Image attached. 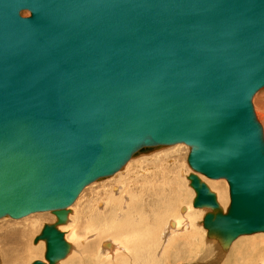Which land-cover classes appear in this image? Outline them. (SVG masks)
I'll return each mask as SVG.
<instances>
[{"label": "water", "instance_id": "95a60500", "mask_svg": "<svg viewBox=\"0 0 264 264\" xmlns=\"http://www.w3.org/2000/svg\"><path fill=\"white\" fill-rule=\"evenodd\" d=\"M263 88L264 0H0V220L55 214L32 264H58L88 185L185 144L207 236L264 232Z\"/></svg>", "mask_w": 264, "mask_h": 264}, {"label": "rangeland", "instance_id": "374dc122", "mask_svg": "<svg viewBox=\"0 0 264 264\" xmlns=\"http://www.w3.org/2000/svg\"><path fill=\"white\" fill-rule=\"evenodd\" d=\"M22 15L24 17H27V16H30V13L22 12ZM253 105H254L256 115L258 114V112H260L263 116V121L261 122V120L259 119L257 115L259 121L262 123L263 128H264V89L261 90L254 97ZM189 153H190V147L183 145V144H179V145H175L171 147H161L159 149L156 148L149 153L141 154L139 156L133 157L132 160L114 177L105 178L103 180L97 181L91 184L90 186H88L83 191V193L80 195V201L77 204L75 202L74 204L75 208L73 209L72 207L69 208L70 214L76 213L75 223L70 220L71 218L69 214L68 222L65 225L60 226L59 229L62 232H64L65 238H66L67 232H71L72 234V231L73 230L78 231L76 227H81V225L83 228L84 224H82V222L83 220L85 222V219L82 218L83 215L87 212L88 209H90L91 205L95 203L97 198L101 196H102L101 202L103 203L97 209L99 213H102L103 215L105 214L104 216L107 218L106 220L108 222H106L104 225L101 223L92 222L97 228L92 227L91 232L89 231V229L85 230L84 231L85 234H82L79 237V240H82V241L80 242L79 245H77V250L73 253L71 252L73 250H71L70 252L72 254L70 253L71 255L69 254L66 259L62 260L61 264H130V263L131 264H143L145 261H146L145 263H147L148 261L147 264H150V263L151 264H257L258 262H261V260L263 259L262 257L264 255V249L262 250L263 253L261 254L260 258L256 260H252V261H249V259L247 260L246 257H243V255H241L242 250L238 249L244 244L243 241H245L248 238H254L259 235L240 237L238 240H236L233 243L231 248L226 252L222 249V247L217 241L214 242L215 240L208 238L207 230L203 227L202 222H203L204 216L207 214V212H209V210L195 209L193 206V201L196 196V193L190 186V181L188 180V176L195 172L190 168L187 162ZM167 168L169 169V172L166 171ZM148 172L151 174L152 172H157L158 175L164 176L165 178L167 177V180H168V181L166 180L167 184H169L170 180H173L176 183L177 187L175 188V190L173 189L174 190L173 193H175L178 198L176 206L175 207L173 206V210H169L170 204L167 203L169 201L168 197L170 194V191H168L167 189L169 187L167 188L162 187V188H165V190L163 191L168 199L167 201L165 200L166 203L163 204L164 206L162 205V207H160V210L162 209L163 211V212L159 211L161 216L158 213H157L158 215L155 214V211H154V214H152L151 219H153L154 223H157L158 227H155L154 238L150 239L152 244H150L151 242H148V244L150 245V248L149 246H147V249L145 250L137 249L136 252L135 251L132 252L129 249L130 253L128 256L126 253L121 252L120 255H117L115 256L114 259H112L111 254L110 256L109 254L107 255V252H104V253L102 252L104 250L109 251V249L105 248L106 242L114 241L113 239H119L122 242L124 241L126 242L130 237L122 238L123 236L116 237L114 236V234H112V233L118 234L117 232L120 231V228H117V227L119 225L121 226L122 224L127 225L126 223H129V221L126 222V218L124 219V216H122L124 215L123 212L125 211V208L121 207L119 209L116 206H112L115 203V201L119 200L120 198L118 197L119 195L117 194L118 196H116V199L114 198L115 196L112 195L113 196L112 200L110 199L109 196L112 193H114V190L116 188L117 189L119 188V191L122 194L124 191L123 188L125 189V187H128L130 182L133 183V185H130V186H133L136 189L143 188L141 183L137 180V178L140 181L145 182L146 181L145 178L148 176L146 179L149 180L151 178L149 176L151 175ZM163 172L165 175H163ZM196 174L203 177L205 180V183L208 186L212 183L211 181H215V180H210L201 174H198V173ZM216 181L221 182L225 186V191H226L225 199L227 201L225 200L226 206L224 207L222 206L221 209L227 212V209L230 203L228 182L224 179L216 180ZM147 186H149V183H147ZM169 190L172 191V189H169ZM212 192H214L217 195L215 191H212ZM107 200L108 201L110 200V201L108 202ZM166 204H169V205H166ZM106 205L107 207H105ZM166 206L168 207L167 213L165 212L166 209H164ZM189 207H191V210L189 209L186 210V208H189ZM183 210L185 212H183ZM162 214L164 217L162 216ZM188 214H191L190 216H192L193 220L195 219L193 224H189L188 219L186 220L184 218V216L188 217ZM78 216L80 217V219ZM148 217H151V215H148ZM158 217L159 218L163 217V220H160L157 222L158 219L156 218ZM80 220L81 222H79ZM176 220L179 221V225L177 224L178 229L174 231V229H170L169 223L170 221H176ZM56 222H57V217L52 212L35 213L21 220H14L10 217L1 219L0 220V252L2 250V260L4 257L3 254H6L9 264H12V261L14 259L19 258L23 254V252L20 251L19 249L22 247V243L25 246V244L27 243V238L25 240L20 239L19 242H15L16 235H13L12 240L8 238L10 235L18 231L24 232L21 235H19L20 237L23 234L25 235L27 234V237L32 235L31 240L29 241L30 243L28 242L29 248L34 247L32 250H35L41 247L38 245H42V257L41 258L42 259L45 258L46 243L41 241L38 244H34V239L41 233L43 227L46 224H54ZM106 225L108 227H106ZM185 225L187 228L184 227ZM93 228H94V231H93ZM106 228L108 230H106ZM96 230L98 231V233L95 236H91L89 238L88 236L90 235V233L91 234L96 233L97 232ZM105 230H106V233H105ZM129 230L130 228H128V231ZM171 230H173V232ZM123 235L125 237L126 233ZM127 235L130 236L132 234H127ZM161 235L163 236V238H161ZM132 237H133V243L135 242V244H137L136 248H139V245H138V239H140L139 233L133 235ZM168 238L171 241L170 243H168L169 246L168 245L165 246L166 245L165 240L167 241ZM172 241L176 242L174 246L172 245ZM67 242L69 243L70 241L67 240ZM69 244L71 246L75 245V243L73 242ZM86 244L88 247L86 246ZM43 246L45 247V249L43 248ZM83 248H86V249H83ZM71 249L73 248L71 247ZM7 251H9V253H7ZM178 253L180 256H178ZM237 253H239L241 256H237L236 255ZM135 258H138L136 262L134 261ZM28 260L25 261V264H32L36 260H41V259H36V257H33V258L30 257ZM0 264H3V263H0Z\"/></svg>", "mask_w": 264, "mask_h": 264}, {"label": "bare ground", "instance_id": "6f19581e", "mask_svg": "<svg viewBox=\"0 0 264 264\" xmlns=\"http://www.w3.org/2000/svg\"><path fill=\"white\" fill-rule=\"evenodd\" d=\"M264 89V88H263ZM262 89V90H263ZM259 93V92H258ZM257 93V94H258ZM256 94V95H257ZM255 95V96H256ZM254 96V97H255ZM254 99V98H253ZM258 117H259V119L261 120V122L263 121V116H262V114L260 113V112H258ZM183 145H185V144H183ZM187 146V145H186ZM168 147H171V146H168ZM189 147V146H188ZM132 160V159H131ZM130 160V161H131ZM128 164V163H127ZM126 164V165H127ZM125 165V166H126ZM124 166V167H125ZM123 167V168H124ZM122 168V169H123ZM173 168V167H172ZM121 169V170H122ZM120 170V171H121ZM164 170V169H163ZM119 171V172H120ZM166 171H168L169 172V169L167 168V170ZM149 173V172H148ZM117 174V173H116ZM115 174V175H116ZM151 176H149V177H151L149 180L148 179H146L145 178V182H142V181H140L138 178H137V180L141 183V185H142V187L143 188H141V189H136L135 187H133V186H130V185H133V183L132 182H130L129 183V186L128 187H125V189L123 188V193L121 194L120 193V191H119V188L117 189H113L114 190V193H112L109 197H110V199L112 200V197L113 196H115L114 198L116 199V196H118V197H120L119 198V200L118 201H115V203L113 204L112 202V206H116V207H118L119 209L122 207V208H125V211L123 212V214L124 215H122V216H124V219L126 218V222H128L129 221V223H130V225H129V223H126L127 225H119L117 228H120V231L119 232H117L118 234H115V233H112V234H114V236H116V237H122V238H128V237H130L126 242L124 241V242H122L121 240H119V239H113L114 241H109V239H108V241L109 242H106V244H105V248H107V249H109V251H107V250H104V251H102L103 253L104 252H107V255L109 254H111L110 256H111V258L112 259H114L115 258V256H117V255H120V253L122 252H124V253H126L127 254V256L129 255V251L131 250L132 252L133 251H135L136 252V250L137 249H143V250H145V249H147V246H149V248H150V245L148 244V242H151V240L150 239H152V238H154V236H155V227H158L157 226V223H154L153 222V219H151L152 218V214H154V211H155V214H160V212L159 211H162V209L160 210V207H162V205L163 204H165L166 203V201H167V199L169 198V201L167 202V203H169V204H166V205H169V210H173V206L175 207L176 206V203H177V200H178V198H177V195L175 194V193H173V191L175 190V188L177 187V185H176V183L173 181V180H170V182H169V184H167L166 183V180H167V177L165 178L164 176H161V175H158V173L157 172H152V174L151 173H149ZM115 175H113V176H111V177H107V178H112V177H114ZM163 175H165L164 174V172H163ZM202 175V174H201ZM167 176V175H166ZM199 177H200V179L203 181V182H205V180H204V178L203 177H201L200 175H198ZM204 176V175H203ZM206 177V176H205ZM209 179V178H208ZM210 180H212V179H210ZM220 180H223V179H220ZM168 181V180H167ZM212 183L209 185V187H211L210 189L212 190V191H215L216 193H217V195H218V197H217V199H218V202H219V205H220V207L222 208V206L224 207V206H226V202H225V198H226V195H225V193H226V191H225V186L221 183V182H217L216 180L215 181H211ZM147 183H149V186H147ZM88 186H90V185H88ZM87 186V187H88ZM86 187V188H87ZM115 187V186H114ZM162 187H169V188H167L168 189V191H170V194H169V197L167 198V196L164 194V191L163 190H165V188H162ZM85 188V189H86ZM84 189V190H85ZM169 189H172V191L171 190H169ZM174 189V190H173ZM83 190V191H84ZM112 190V191H113ZM83 191L81 192V194L83 193ZM122 192V191H121ZM80 194V195H81ZM110 194V193H109ZM118 194V195H117ZM120 194H121V196H120ZM168 194V193H167ZM107 195H108V193H107ZM113 195V196H112ZM98 197H99V195H98ZM102 197V196H101ZM101 197H99V198H97V200L95 201V203H93V205H91V207H90V209H88L87 210V212L83 215V219H85V222H84V220H83V222H82V224H84V226H83V228H82V225H81V227H76L77 229H78V231H76V230H73L72 231V234H71V232H67L66 234V241L68 240V241H70L69 243H71V242H73V243H75V245L74 246H71L70 244V251L71 250H73V251H71L72 253L73 252H75L76 250H77V245H79L80 244V242L82 241V240H79V237H80V235H82V234H85V230H87V229H89V231L91 232V230H92V227H95V228H97L92 222H97V223H101V224H105L106 222H108L106 219V217L102 214V213H99L98 212V207L100 206V205H102V203L103 202H101ZM79 198V199H78ZM77 198V200L75 201L76 202V204L80 201V196ZM105 198V197H104ZM114 199V200H115ZM82 200V199H81ZM124 200H126V201H124ZM166 200V201H165ZM108 201V200H107ZM110 201V200H109ZM108 201V202H109ZM227 201V200H226ZM75 202H74V204H75ZM106 202V201H105ZM74 204L72 205V206H70V207H72V209L73 208H75V206H74ZM111 205V204H110ZM164 206V205H163ZM69 207V208H70ZM105 207H107V205L105 206ZM168 207L166 206L164 209H166L165 210V212L167 213V211H168V209H167ZM226 208V207H225ZM163 209V210H164ZM191 210V207H189V208H186V210ZM195 209H197V208H195ZM198 209H200V208H198ZM205 209V208H204ZM70 210V209H69ZM104 210V209H103ZM206 210H208V209H206ZM73 211V210H72ZM49 212H51V211H49ZM74 212V211H73ZM84 212V211H83ZM109 212V211H108ZM163 212V211H162ZM170 212V211H169ZM172 212V211H171ZM183 212H185L184 210H183ZM226 211L224 210V213H225ZM39 213H41V212H39ZM110 213V212H109ZM35 214V213H34ZM70 214V213H69ZM76 214V213H75ZM75 214H70V220L71 221H73L74 223H75V220H76V218H75ZM111 214H112V212H111ZM119 214V213H118ZM157 214V215H158ZM163 214H165V213H163ZM163 214H162V216H163ZM32 215V214H31ZM31 215H29V216H31ZM148 215H151V217H148ZM156 215V216H157ZM191 214H188V217H186V216H184V218L187 220L188 219V221H189V224H193V222L195 221V219L193 220V218H192V216H190ZM29 216H26V217H29ZM56 216V215H55ZM80 216V215H79ZM78 216V217H79ZM108 216V215H107ZM110 216V215H109ZM140 216V217H139ZM160 216H161V214H160ZM26 217H24V218H26ZM153 217H154V215H153ZM164 217V216H163ZM163 217H161V218H156V219H158L157 220V222L158 221H160V220H163ZM11 218V217H10ZM24 218H21V219H24ZM13 219V218H12ZM21 219H14V220H21ZM68 219H69V216H68ZM79 219H80V217H79ZM70 221V222H71ZM156 221V220H155ZM68 222V221H67ZM79 222H81V220L79 221ZM92 223V224H91ZM145 223V224H144ZM121 224V223H120ZM163 224V223H162ZM177 224L179 225V221H170V223H169V226H170V229H174V231L175 230H177L178 228H177ZM65 225V224H64ZM145 225V226H144ZM62 226V225H61ZM79 226V225H78ZM60 227V226H59ZM106 227H108L107 225H106ZM168 227V226H167ZM185 228H187L186 227V225L184 226ZM183 227V228H184ZM204 227V226H203ZM75 228V229H76ZM82 228V229H81ZM128 228H130V230L128 231ZM184 228V229H185ZM160 229V228H159ZM168 229V228H167ZM72 230V229H71ZM101 230V229H100ZM106 230H108L107 228H106ZM106 230H105V233H106ZM169 230V229H168ZM93 231H94V228H93ZM97 231V230H96ZM172 232H173V230H171ZM170 231V232H171ZM181 231V230H180ZM66 232V231H65ZM111 232V231H110ZM170 232H168V233H170ZM179 232V231H178ZM22 233H24L23 231H18V232H15L14 234H12V235H10L8 238H10L11 240H12V237H13V235H16V237H15V239H13V240H15V242H19V240L20 239H23V240H25L26 238H27V243L25 244V246H24V244L22 243V247L19 249L20 251H22L23 252V254L19 257V258H16V259H14L13 261H12V264H25V261H27L30 257H36V259H41L42 261H44V262H47L46 261V259L45 258H41L42 257V245H38V246H41V247H39L38 249H35V250H32L33 248H29V246H28V242L31 240V237H32V235L31 236H29V237H27V234L25 235V234H23L21 237L19 236V235H21ZM64 233V232H63ZM98 233V231L96 232V233H93V234H91L90 233V235L88 236L89 238L91 237V236H95L96 234ZM126 233V235L127 234H132V235H130V236H126L125 235V237H124V235L123 234H125ZM137 233H139V235H140V239H138V245H139V248H136V245L137 244H135V242L133 243V235H135V234H137ZM164 234V233H163ZM88 235V234H87ZM174 235V234H173ZM172 235V236H173ZM252 236H254V235H259V236H256V237H254V238H248V239H246L245 241H243L244 242V244L240 247V248H238V249H240V250H242L241 251V255H243V257H246V259L248 260L249 259V261H252V260H256V259H259L260 258V256H261V254L263 253V249H264V232H261V233H255V234H251ZM251 235H243V236H251ZM243 236H240V237H243ZM168 237V236H167ZM239 237V238H240ZM161 238H163V236L161 235ZM209 238V237H208ZM238 238V239H239ZM210 239V238H209ZM211 239H213V240H215L214 242H218L219 244H220V246L222 247V249L226 252V251H228L230 248H231V246L233 245V243L236 241H234L232 244H231V246L229 247V249L228 250H225L224 248H223V246L221 245V243L219 242V240H217L216 238H211ZM237 239V240H238ZM116 240V241H115ZM117 240H118V242H117ZM162 240V239H161ZM170 241L171 240H169V238L167 239V241L165 240V246H167L168 245V243H170ZM41 242V241H40ZM43 242H45V241H43ZM30 243V242H29ZM46 243V242H45ZM83 243V242H82ZM176 242H174V241H172V245L174 246V244H175ZM89 244V243H88ZM150 244H152V242L150 243ZM162 245H163V243H162ZM24 246V247H23ZM86 246H87V244H86ZM169 246V245H168ZM176 246V245H175ZM71 247L73 248V249H71ZM76 247V248H75ZM88 247V246H87ZM86 247V248H87ZM103 247V246H102ZM43 248L45 249V247L43 246ZM74 248H75V250H74ZM86 248H83V249H86ZM104 248V247H103ZM104 248V249H105ZM161 248V247H160ZM130 249V250H129ZM101 250H102V248H101ZM161 250V249H160ZM167 250V249H166ZM87 251H88V249H87ZM177 251V250H176ZM238 251V250H237ZM27 252H28V254H27ZM71 252H69V254L71 253ZM91 252V251H90ZM162 252V251H161ZM172 252H173V250H172ZM7 253H9V251H7ZM71 253V254H72ZM240 253V252H239ZM239 253H237L236 255L237 256H241ZM244 253V254H243ZM68 254V255H69ZM70 254V255H71ZM68 255H67V257H68ZM164 255V254H163ZM3 260H2V250H1V252H0V263H3V264H9V261L7 260V255L6 254H3ZM166 256V255H165ZM178 256H180L179 255V253H178ZM66 257V258H67ZM65 258V259H66ZM172 258H173V256H172ZM263 259L261 260V262H258L257 264H264V255H263V257H262ZM137 259L138 258H135L134 259V261L136 262L137 261ZM150 260V259H149ZM29 261V260H28ZM146 262V261H145ZM143 263V264H147L148 263V261H147V263ZM62 263V260L58 263V264H61ZM139 263V262H138ZM131 264V263H130ZM151 264V263H150Z\"/></svg>", "mask_w": 264, "mask_h": 264}]
</instances>
